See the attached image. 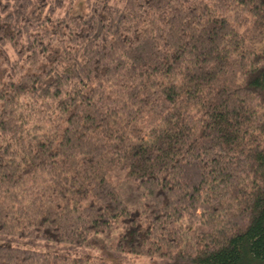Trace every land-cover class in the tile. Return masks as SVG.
<instances>
[{
	"label": "trees",
	"instance_id": "1",
	"mask_svg": "<svg viewBox=\"0 0 264 264\" xmlns=\"http://www.w3.org/2000/svg\"><path fill=\"white\" fill-rule=\"evenodd\" d=\"M0 233L264 264V0H0Z\"/></svg>",
	"mask_w": 264,
	"mask_h": 264
},
{
	"label": "rangeland",
	"instance_id": "2",
	"mask_svg": "<svg viewBox=\"0 0 264 264\" xmlns=\"http://www.w3.org/2000/svg\"><path fill=\"white\" fill-rule=\"evenodd\" d=\"M0 243L42 251L57 252L71 256L87 257L89 259L119 261L126 264H194L191 258H185L178 254L175 257L150 256L136 254L130 251H120L114 248L75 244L32 236H18L0 233Z\"/></svg>",
	"mask_w": 264,
	"mask_h": 264
}]
</instances>
